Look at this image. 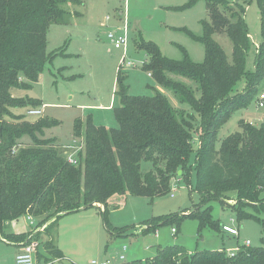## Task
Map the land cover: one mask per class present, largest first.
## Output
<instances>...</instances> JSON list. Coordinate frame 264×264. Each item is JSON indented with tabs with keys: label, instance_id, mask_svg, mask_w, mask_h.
Here are the masks:
<instances>
[{
	"label": "trees",
	"instance_id": "obj_1",
	"mask_svg": "<svg viewBox=\"0 0 264 264\" xmlns=\"http://www.w3.org/2000/svg\"><path fill=\"white\" fill-rule=\"evenodd\" d=\"M197 1L190 0V5ZM205 1L209 20L202 23L203 35L193 36L205 47L204 61L195 63L186 52L181 61L167 59L156 44L142 40L139 49L149 57L143 68L160 89L150 87L155 92L151 97L131 95L120 71L116 87L119 105L114 108L118 128L96 126L92 115L84 121L77 119L73 136L82 140V149L71 161L57 139L45 138L53 121L42 118L31 122L26 115L14 112L41 108L42 102L15 98L12 90H30L39 82L56 56L47 51L50 28L67 24L69 13L64 6L81 1L0 0V233L25 215L35 218L40 227L47 225L50 232L60 218L90 205L104 206L107 222L112 197L155 199L168 194L178 177L200 195L201 206L212 200L222 204L235 201L237 219L256 220L262 226L264 242V126L241 120V132L225 138L217 149L220 129L235 113L255 103L264 84V0H255L261 14L262 43L254 71L247 67L252 46L245 18L248 0ZM216 34H226L231 40V60L214 39ZM57 55L65 56L62 52ZM242 81L243 91L237 92ZM192 83L199 86L198 99ZM166 92L199 117L196 131L194 115L178 111ZM194 133L200 143L197 149ZM143 163L152 164L154 170L144 175ZM211 211L208 205L188 216L155 217L144 222L141 233L186 217L198 219L200 231L206 227L220 231ZM107 227L112 234L113 227ZM25 237L9 239L25 242ZM45 249L54 259L64 257L52 242ZM123 264H264V246H240L234 257L227 251L188 253L174 246L159 249L154 258Z\"/></svg>",
	"mask_w": 264,
	"mask_h": 264
},
{
	"label": "rangeland",
	"instance_id": "obj_2",
	"mask_svg": "<svg viewBox=\"0 0 264 264\" xmlns=\"http://www.w3.org/2000/svg\"><path fill=\"white\" fill-rule=\"evenodd\" d=\"M80 1V4L64 6L69 13L67 24L53 25L50 28L47 51L49 55L56 56L46 65L39 82L33 84L30 90H12L15 98H30L42 102L43 115L40 117L28 116L30 108L15 109L14 112L26 115L31 122L42 118L53 121L55 124L45 130V138L60 140V150L66 157L74 160L82 149V140H75L73 136L77 119L84 121L88 115H92L95 123L108 129L118 128L113 110L107 107L119 105L116 87L120 71L126 76L131 95L151 97L155 94L152 89H160L149 76L150 73L143 68L149 57L139 49L140 42L144 40L156 44L167 59L181 61L186 52L193 62L202 63L205 59V47L194 37L203 35L202 23L209 20L205 0H198L192 6L190 0ZM245 18L252 40L247 67L254 71L255 57L262 43L261 14L255 0L247 1ZM111 32L127 34L125 49H114L108 39ZM214 39L231 60L233 44L229 37L226 34H216ZM60 52L65 56L57 55ZM123 60L133 65L124 66ZM244 84L243 81L238 84L237 92L243 91ZM192 86L194 96L198 99L201 94L199 86L196 83H192ZM261 89H264V84ZM166 94L178 111L194 115L196 131L199 117L190 106L181 104L169 92ZM241 120L261 127L264 112L257 109L254 103L246 111L235 113L219 131L218 150L225 138L241 132ZM194 137V148L197 149L200 143L196 133ZM192 163L195 164V154L192 156ZM152 170V164H142L144 175ZM194 181L195 178L192 179V184ZM171 187L168 194L155 199L118 195L114 202L117 201L109 206L108 224L104 218V209L98 207L60 218L53 229V235L71 260L55 264H91L95 260H109L117 264L120 256H125L123 263H132L151 259L159 249L174 246H180L188 253L234 250L244 246L246 241L251 242V248L264 246L262 226L253 219L239 221L233 211L235 201L222 204L219 200H212L208 205L212 207L213 220L220 226L227 224L237 228V237L211 227L200 231L199 220L189 217L175 224L160 225L155 231L143 235L141 228L149 219L169 215L188 216L196 213L199 208L208 206H201L200 195L192 192L181 178H174ZM34 220L36 224L32 226L25 215L18 219L16 226L10 223L4 227V232L0 233V264H15L16 249L7 240L20 235H8V232L31 227L30 231L23 234L26 236L23 243L39 242L40 257L46 254L47 244L52 242L55 245L52 231L47 232V226L40 227L37 220ZM107 225L113 227L112 234ZM173 229L176 230L175 233ZM121 230L124 231L119 233ZM124 246L127 247L126 251ZM50 258L49 262H55L54 256Z\"/></svg>",
	"mask_w": 264,
	"mask_h": 264
},
{
	"label": "built area",
	"instance_id": "obj_3",
	"mask_svg": "<svg viewBox=\"0 0 264 264\" xmlns=\"http://www.w3.org/2000/svg\"><path fill=\"white\" fill-rule=\"evenodd\" d=\"M125 31L127 32V28H125ZM108 39L111 40L114 49L116 50H122L125 49L127 46V34H118V33H109L108 34ZM122 64L124 66H132L133 64L128 62L126 63L125 60L122 61ZM150 77L151 74H149ZM255 106L257 109L261 110L264 112V89L261 90L259 92V94L256 97L255 100ZM28 116H42L43 115V109L42 108H30L27 112ZM263 126H264V120H263ZM71 161H73L74 159H72L71 157H69ZM75 162V161H74ZM175 181H179V180H175ZM176 186V185H175ZM172 197H174V194H172ZM28 219L30 221V225H35V221L33 219V217L31 215H27ZM44 227H46V225H44ZM221 230L223 233H226L230 236H239V230L231 225H227L224 224L221 226ZM173 232L175 233L176 230L173 229ZM245 247H250L251 246V242L250 241H246L244 244ZM21 250L19 252V254L16 257V263L15 264H38L36 262V255L38 253V248H39V242L37 241H32L30 243H22L21 244ZM124 251L127 250V247L124 246L123 247ZM239 252V247H237L234 250H228L227 254L229 257H234L236 256V254ZM125 260V256H120L119 261L121 263H123L122 261ZM91 264H114L111 261H106V262H98V261H92Z\"/></svg>",
	"mask_w": 264,
	"mask_h": 264
},
{
	"label": "crops",
	"instance_id": "obj_4",
	"mask_svg": "<svg viewBox=\"0 0 264 264\" xmlns=\"http://www.w3.org/2000/svg\"><path fill=\"white\" fill-rule=\"evenodd\" d=\"M120 15H122V14H120ZM44 107V106H43ZM108 109H111V110H113V113H114V108L115 107H107ZM94 123H95V121H94ZM95 125L96 126H103V125H101V124H97V123H95ZM105 127V126H104ZM107 128V127H106ZM76 140V139H75ZM59 141V140H58ZM118 198V195H116V196H114V197H112L109 201H108V206H107V208H108V211H109V206H112V204H113V202H114V200H115V198ZM117 201V200H116ZM115 201V202H116ZM114 202V203H115ZM95 207H98V208H100L101 210L102 209H104L105 207L104 206H101V205H95ZM81 211H83V210H81ZM77 213H79V212H77ZM34 219V218H33ZM149 220H151V219H149ZM35 221V220H34ZM148 221V220H147ZM17 222H18V220L17 221H14V222H11L12 224H14L15 226L17 225ZM10 224V223H9ZM9 224H7V225H9ZM35 224H36V221H35ZM6 225V226H7ZM5 226V227H6ZM47 226V225H46ZM115 228H121V227H115ZM30 229H31V227L29 228H27V229H25L24 228V230H21V231H16V232H13V231H11V232H8V235H23V234H26L28 231H30ZM51 234L53 235V231L51 232ZM7 240V239H6ZM52 240L55 242V246L59 249V250H61V252L63 253V258H61V259H56L55 260V262H45L44 260H45V258H47V259H49L50 258V256H49V254L46 252V254H44V255H42L41 257L39 256L40 254H39V251H38V253H37V255H36V262L38 263V264H55V263H57V262H62L63 260H66V259H69V260H71L68 256H69V254L67 255V253H65L64 252V250H62L61 248H60V246H61V243H60V241L59 240H55V237H54V235L52 236ZM8 241V243L11 245V246H13L15 249H16V253L14 254V260H15V263H16V257H17V255L19 254V252H20V250H21V244L23 243V242H12V241H10V240H7ZM56 241H57V244H56ZM157 255V254H156ZM155 255V256H156ZM154 256V257H155ZM154 257H152V258H154ZM142 261V260H141ZM72 262H74V261H72ZM115 264V263H114ZM117 264H122L121 262H118Z\"/></svg>",
	"mask_w": 264,
	"mask_h": 264
},
{
	"label": "water",
	"instance_id": "obj_5",
	"mask_svg": "<svg viewBox=\"0 0 264 264\" xmlns=\"http://www.w3.org/2000/svg\"><path fill=\"white\" fill-rule=\"evenodd\" d=\"M59 141H60V140H59ZM90 207H91V205L88 206V207L82 208V210L88 209V208H90Z\"/></svg>",
	"mask_w": 264,
	"mask_h": 264
}]
</instances>
